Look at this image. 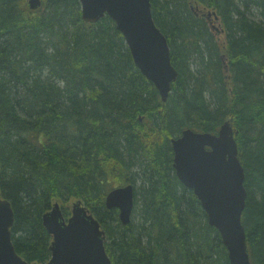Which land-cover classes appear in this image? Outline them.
<instances>
[{
	"label": "trees",
	"instance_id": "1",
	"mask_svg": "<svg viewBox=\"0 0 264 264\" xmlns=\"http://www.w3.org/2000/svg\"><path fill=\"white\" fill-rule=\"evenodd\" d=\"M150 2L178 72L164 103L108 16L83 21L78 0H43L36 10L0 0V191L27 262L50 257L43 213L58 200L66 217L81 199L105 231L111 264H230L177 179L170 144L183 128L216 132L229 120L245 172L247 251L264 264V0ZM196 3L220 15L223 43L192 13ZM128 183L134 207L122 225L104 199Z\"/></svg>",
	"mask_w": 264,
	"mask_h": 264
},
{
	"label": "water",
	"instance_id": "2",
	"mask_svg": "<svg viewBox=\"0 0 264 264\" xmlns=\"http://www.w3.org/2000/svg\"><path fill=\"white\" fill-rule=\"evenodd\" d=\"M78 1L83 21L95 23L108 16L115 23L136 67L165 100L177 71L171 64L167 40L154 23L150 0ZM41 3L42 0H27L30 10ZM192 9L202 12L197 7ZM205 17L220 35L223 30L213 23L217 15L207 12ZM171 147L175 174L199 199L209 225L221 236L229 263L251 264L241 221L247 196L244 169L229 122H224L217 133L185 129L171 139ZM104 203L107 209L118 210L122 224L129 223L134 207L133 185L110 189ZM13 220L10 202L0 191V264H111L105 250V231L81 199L71 202L67 218L58 201L43 213L42 224L51 235L50 257L45 263L27 262L16 252L10 230Z\"/></svg>",
	"mask_w": 264,
	"mask_h": 264
},
{
	"label": "bare ground",
	"instance_id": "3",
	"mask_svg": "<svg viewBox=\"0 0 264 264\" xmlns=\"http://www.w3.org/2000/svg\"><path fill=\"white\" fill-rule=\"evenodd\" d=\"M43 1V0H42ZM26 5H27V0H26ZM41 6H42V3H41ZM40 6V7H41ZM27 7H28V5H27ZM192 7H197V8H199V10H202V12H198V13H195V11H193V9H192ZM28 9H29V7H28ZM190 9H191V11H192V13L195 15V16H201L202 15V17H204V19L206 20V22H207V24H208V27H209V30L211 31V33L213 34V35H215V37H216V39H217V41H219V39H218V36H217V34L214 32V30L212 29V26H210V24H209V21L206 19V17H205V14L207 13V12H214L216 15H217V20H216V22H213L214 23V25L217 27V28H219V26H220V22H221V24L223 25V23H222V20H221V17H220V15L214 10V9H207V7H205V6H203V5H199L198 3H196V4H190ZM198 10V11H199ZM82 18V17H81ZM217 21H219L218 23H217ZM155 23V22H154ZM156 25V24H155ZM158 29L160 30V28L158 27ZM219 29H221V30H223V31H225V28H224V25H223V27L222 28H219ZM160 32L164 35V37L166 38V36H165V34L160 30ZM166 40H167V38H166ZM168 43V42H167ZM131 54V53H130ZM131 57H132V55H131ZM132 60H133V58H132ZM219 60L221 61V65H222V72H223V74H224V76H225V78L227 79V78H229V70H230V64H229V61H230V58H229V55H228V52L227 51H225V46H223V48H222V51H220V53H219ZM133 63H134V61H133ZM172 64V63H171ZM134 65H135V63H134ZM173 65V64H172ZM136 66V65H135ZM224 66H225V68H227V70L225 71L224 70ZM137 68V67H136ZM175 68V67H174ZM138 69V68H137ZM139 70V69H138ZM140 71V70H139ZM177 71V70H176ZM141 73V72H140ZM142 74V73H141ZM143 75V74H142ZM144 76V75H143ZM145 77V76H144ZM177 77H178V72H177V76H176V79H177ZM146 78V77H145ZM176 79L174 80V81H171L170 82V89H169V91H168V95H167V98H168V96H169V94L171 93V88H172V85L174 84V82L176 81ZM225 79V80H226ZM150 82V81H149ZM152 83V82H151ZM152 85L154 86V84L152 83ZM154 88L156 89V87L154 86ZM156 91H157V93H158V96H159V99H160V101L162 102V103H164L166 100H167V98L165 99V100H162L161 99V97H160V94H159V92H158V90L156 89ZM229 122V124L231 125V123H230V121L229 120H225V121H223L221 124H220V126L224 123V122ZM220 126H219V128H220ZM231 127H232V125H231ZM188 128H190V127H186V128H183L182 130H181V132H180V134L182 133V131L183 130H185V129H188ZM219 128H218V130H219ZM190 129H192V130H194V131H200V130H196V129H193V128H190ZM232 129H233V127H232ZM218 130L216 131V132H211V131H201V132H210V133H217L218 132ZM233 133H234V135H235V131H234V129H233ZM179 134V135H180ZM179 135H177V136H174V137H171L170 138V144H171V139L172 138H176V137H178ZM235 138V137H234ZM237 149H238V145H237ZM239 157V156H238ZM239 160H240V158H239ZM240 163H241V160H240ZM241 165H242V163H241ZM242 167H243V165H242ZM243 169H244V167H243ZM176 175V174H175ZM244 176H245V172H244ZM177 177V176H176ZM178 179V178H177ZM245 180V179H244ZM181 183V182H180ZM129 184V183H128ZM132 184V183H131ZM133 185V184H132ZM133 188H134V186H133ZM244 188H245V185H244ZM245 190H246V188H245ZM246 193H247V190H246ZM106 196V195H105ZM196 196V195H195ZM197 198V197H196ZM246 198H247V196H246ZM198 199V198H197ZM105 200V199H104ZM198 201H199V199H198ZM200 202V201H199ZM105 204V203H104ZM201 205V204H200ZM207 215V214H206ZM42 219V218H41ZM118 219H119V217H118ZM131 220V219H130ZM119 222H120V219H119ZM130 222V221H129ZM121 223V222H120ZM122 224V223H121ZM128 224V223H127ZM122 225H126V224H122ZM244 230H245V228H244ZM246 233V232H245Z\"/></svg>",
	"mask_w": 264,
	"mask_h": 264
},
{
	"label": "rangeland",
	"instance_id": "4",
	"mask_svg": "<svg viewBox=\"0 0 264 264\" xmlns=\"http://www.w3.org/2000/svg\"><path fill=\"white\" fill-rule=\"evenodd\" d=\"M252 13L253 14H256V15H258V11L256 10V9H254L253 11H252ZM219 21H217V23H218ZM223 27V25L221 24V22H220V26H219V28H222ZM218 39H219V43H223L224 42V39H225V33H224V31L223 32H221L220 33V36L218 37ZM70 204V203H69ZM68 209H69V205H68Z\"/></svg>",
	"mask_w": 264,
	"mask_h": 264
}]
</instances>
